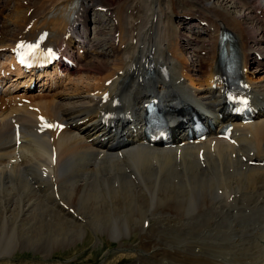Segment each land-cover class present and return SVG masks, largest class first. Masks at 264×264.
Listing matches in <instances>:
<instances>
[{
    "label": "bare ground",
    "instance_id": "6f19581e",
    "mask_svg": "<svg viewBox=\"0 0 264 264\" xmlns=\"http://www.w3.org/2000/svg\"><path fill=\"white\" fill-rule=\"evenodd\" d=\"M73 2L36 0L28 8L36 7L27 23L59 5L70 6ZM85 2V33L88 32V15L93 9L103 7L107 15L117 21L120 42L113 36L112 54L104 60L95 49L101 44L100 37L90 44L86 41L88 57L97 66L81 67L76 77L69 76L65 82L66 90L48 96L62 119L90 117L87 123L64 131L60 137L59 199L53 195L52 186L40 180V166L50 169L51 175L56 173L52 156H39L47 139L33 137L28 132H32L31 124L30 129L24 131L22 145L17 147L8 111L0 109V258L12 257L17 249H32L48 259L56 250L70 248L93 232L97 243L102 235L116 238L119 250L134 253L129 258L133 264H262L257 262L264 261V170L250 167L237 155L234 162L231 148L220 141L215 154L204 155L209 161L205 168L198 162L197 148L186 146L182 172L177 169L174 149L158 151L134 143L120 147L115 139L99 144L98 136L104 130L99 129L92 93L101 90V83L121 71L129 76L132 64L153 50L148 51V47H155L161 57L156 61L166 66L170 78L163 81L157 76L150 82L137 77L121 97L138 101L153 92L162 96L166 108L182 107L183 98L208 113L210 108L216 107V93L206 84L205 76L215 59L220 32L228 29L235 34L249 64L256 53L264 54V28L247 23L248 17L244 15H233L217 0ZM187 4L199 11L188 14L183 8ZM143 10L147 13L142 19ZM27 11L24 9V14L15 20L22 23ZM194 13L201 14L200 20L208 23L201 28L207 37L208 47H204L208 52L202 57L201 53L207 50L201 49L192 62L193 73L198 70L195 74L189 70L188 47L182 41L186 25L193 22L180 18L192 16L191 21H195L197 14ZM52 23L59 30L66 27L60 19ZM22 27L23 23L7 31L12 36H2L0 47L15 42L18 39L15 35ZM98 32L104 35L101 29ZM260 44L262 47L256 46ZM259 71L264 72V63L260 62ZM184 72L188 81L181 84ZM120 78L111 86L113 92L117 91ZM252 80L264 93V76ZM135 100L129 104L132 110ZM257 129L264 133V117L258 120ZM258 147L264 150V140ZM118 150L124 151V158L118 156ZM102 151H107V155L99 162L97 156ZM62 202L74 209L77 217L65 210ZM150 219L149 228L144 230V223ZM3 233L7 235L3 237Z\"/></svg>",
    "mask_w": 264,
    "mask_h": 264
},
{
    "label": "rangeland",
    "instance_id": "374dc122",
    "mask_svg": "<svg viewBox=\"0 0 264 264\" xmlns=\"http://www.w3.org/2000/svg\"><path fill=\"white\" fill-rule=\"evenodd\" d=\"M217 1L223 2L227 6L228 10L230 12H232L233 15H235V16L236 15L237 16L244 15V16L248 17L247 23L252 24L253 26H255L258 29L262 28L261 27L262 24L259 21H257V22L254 21V18L256 17V15H254V11L251 9V5H250L251 2H249L248 0H217ZM0 2H1V4H0V22H1L0 27H1L3 20H5V22H7L6 19H10L9 17L7 18L8 14L10 13V9H9V7H6L2 1H0ZM152 5H153V2H152ZM20 9H21V11H23L24 9L26 10V8H24V6H20ZM27 10H28V8H27ZM22 15L23 14H21V16ZM32 16L30 18H32ZM98 18H99V16H97V15L94 17H90V20H91L90 28L92 30V36L100 35L99 32L97 34V30L100 27L97 24ZM88 23H89V21H88ZM94 23H96V24L94 25ZM101 27L106 28V30H111L109 24H102ZM11 29H12L11 27L6 28L7 31H9ZM100 29L104 32L103 28H100ZM184 33L186 35H190V37H192L191 32H184ZM103 34L105 35L106 33L104 32ZM104 35H103L102 39L100 38L101 44L96 46L98 48H95V49H97V51H99L102 59L107 60L109 58L108 56L112 54L111 53L112 50L110 48L112 43L109 46V43L107 42V40L109 38H111L110 33H108V35H105V36ZM183 37H184V35H183ZM198 39L199 38L197 37L196 41ZM112 41H113V39H112ZM182 41H183V39H182ZM108 46L110 49L108 48ZM196 46H198V47H196L195 49H200L203 47L202 45H196ZM107 48L109 50V53L104 52V50ZM188 50L189 49L186 50V58L188 61H190V59H193V53H192V51L187 53ZM187 54H188L189 58L187 57ZM92 62H91V58H90L88 63H86L87 65L89 64L90 69L97 66V64L92 63ZM190 66L191 67H189V70L192 71V73H193L194 72V70H192L193 66L192 65H190ZM195 73H198L197 69H196ZM195 73H193V74H195ZM263 73L264 72L259 73L260 75H258V78ZM243 227L247 228V226H244V225H243ZM1 235L4 237L7 234L3 233ZM107 235L100 236V240L101 241L105 240L106 243H107V241L109 242L110 240H115V239H109ZM83 241L84 242L79 241L74 246H70L71 248H69V247L65 248V249L60 248L59 250H56L55 252H57V253H56L55 257L54 258L50 257L48 259L42 258L40 255H38L36 250H32V249L19 250V249H17L15 251V256H16L17 260L15 259L16 260L15 262L10 263V262L0 260V264H129V263L133 264V262H134L132 260L129 261V258L131 257V255L134 254L133 252L129 256L127 254H125V255L123 254L124 256L122 255V257H124V258H121L120 255H118L120 252H118L117 248L114 247V246H117L116 243H114V245L111 247L109 246V247L102 248L101 246H97V244H100L101 241H99L97 243L96 235L93 232L92 233L89 232L88 236H86L85 239H83ZM95 241L97 244H95ZM111 250H113V252H110ZM125 252L128 253L129 251L125 250ZM263 253H264V251H263ZM114 255H116V257H114ZM126 256H127V258H125ZM120 260H122V261L119 262ZM19 261H21V263ZM146 263H148L147 260H146Z\"/></svg>",
    "mask_w": 264,
    "mask_h": 264
}]
</instances>
